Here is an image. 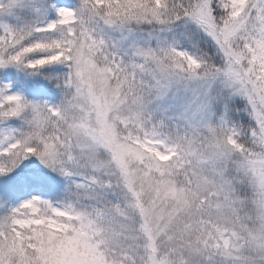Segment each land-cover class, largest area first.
I'll return each mask as SVG.
<instances>
[{"label": "snow or ice", "instance_id": "6c2138e0", "mask_svg": "<svg viewBox=\"0 0 264 264\" xmlns=\"http://www.w3.org/2000/svg\"><path fill=\"white\" fill-rule=\"evenodd\" d=\"M0 264H264V0H0Z\"/></svg>", "mask_w": 264, "mask_h": 264}]
</instances>
